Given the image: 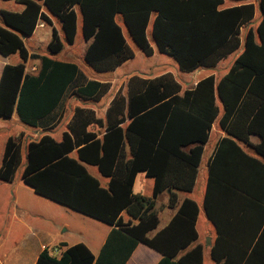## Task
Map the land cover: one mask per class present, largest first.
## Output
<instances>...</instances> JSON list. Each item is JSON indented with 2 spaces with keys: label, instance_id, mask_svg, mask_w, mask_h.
<instances>
[{
  "label": "trees",
  "instance_id": "1",
  "mask_svg": "<svg viewBox=\"0 0 264 264\" xmlns=\"http://www.w3.org/2000/svg\"><path fill=\"white\" fill-rule=\"evenodd\" d=\"M16 1L25 5L22 12L0 13V54H19L22 62L2 71L0 117L17 115L31 127L46 120L52 124V115L70 94L98 101L110 89L109 83L89 80L77 64L53 57L65 43L75 44L80 19L88 43L85 60L99 73L135 57L123 26L148 57L154 54L153 43L186 73L215 68L237 54L221 79L211 75L185 91L170 74L132 78L128 95L117 94L108 109L101 136L88 129L103 127V120L92 110L77 108L61 141L45 135L29 144L24 184L113 227L97 257L79 244L57 257L46 249L36 264H127L140 243L163 255L158 264H203V246L189 249L198 240L197 203L185 199L171 224L149 238L159 224L155 201L137 196L134 185L145 172L155 179L154 198L167 188L192 192L215 123L226 135L209 162L204 202L218 230L212 257L217 264H264V0H258L261 20L256 28L250 26L256 14L250 0H232L240 2L233 6L225 0ZM49 15L61 24V32L53 27L52 56L30 55L23 37L32 36L41 20L53 26ZM30 58L41 62L35 75L26 72ZM252 136L259 138L253 147L260 157L241 146ZM21 162V138L10 137L0 179L13 182ZM88 166L108 178V185ZM176 202L174 194L170 205ZM124 212L138 222L125 223Z\"/></svg>",
  "mask_w": 264,
  "mask_h": 264
},
{
  "label": "crops",
  "instance_id": "2",
  "mask_svg": "<svg viewBox=\"0 0 264 264\" xmlns=\"http://www.w3.org/2000/svg\"><path fill=\"white\" fill-rule=\"evenodd\" d=\"M233 4L234 3H232V6ZM24 8L25 5L19 1L0 0V13L4 10L11 12H22ZM49 17L53 21V26L41 20L32 36L23 37L26 47L27 41L31 40L32 42L33 47L31 49L27 47L30 55H48L42 54L40 51H42L41 49H43V51H49L48 47L52 39L53 27L61 32V24L59 20L50 15ZM79 22L81 27V19ZM0 25H4L1 15ZM84 42L85 59L88 43L86 40ZM68 45L72 47L74 44ZM129 45L134 50L132 44L129 43ZM153 48L154 54L150 57L155 55L156 50L155 47ZM17 55L18 54L4 56L0 54V78L5 65H17L22 62L21 57L20 61H13V57L16 58L15 56ZM145 56L147 55L145 54ZM135 57L119 66L116 70L105 73H99L95 71L85 60L89 72L93 75H96L97 78H92V76L77 63L75 58L67 60L60 59L61 61L77 64L89 80L109 83L110 89L107 94L98 101L84 100L72 94H70L72 97L68 95L63 101L62 106L56 110L54 115H52L51 118H54V122L52 124H50V122L48 123L46 120L38 127H31L24 124L17 115H14L11 119L0 117V134H3L2 139H0V150H2L0 153V167L2 164L7 140L10 137L21 138L22 143V162L19 167V169L22 168V170L19 172V174H17V171L13 182H4L0 179V185L4 183L10 185L11 192L9 195L13 201V207L8 209H0V264H36L40 254L46 249L49 250L52 256L57 257L60 256L62 251L65 249L79 244L86 245L92 254L97 257L106 243L109 234L113 230L111 225L86 216L48 198L42 197L36 194L33 189L24 184L22 172L27 164L28 146L31 142L39 141L45 135H49L55 140L61 141L63 134L69 131V124L72 121L77 108L92 110L95 112L98 118L103 120V127H99L98 125L94 124L88 129L91 132H95L99 136L103 135L107 126L106 118L108 109L111 107L112 102L114 101L117 94H121L125 97L128 95L129 82L134 77L141 79H153L170 74L182 86V91H185L188 89H193L201 80L207 78L208 76L214 75L216 79H221L231 67L230 66L229 69L222 75H219L218 72L223 61L220 62L215 68L200 67L190 73L182 72L180 70L182 73L187 74L180 76V78L175 76L177 75V72L173 70L171 66H166L168 65V62H163L160 64L156 63L146 68L142 67L139 70L128 72V70L125 68H127L128 64L131 63ZM40 66V60L30 58L26 62V72L31 75H35L38 73ZM204 69H210L213 71H205L201 73ZM68 97L75 100V103H72L71 105L68 104L71 115H66L68 111L66 106ZM225 135L226 133L220 129L218 123H215L210 134V139L205 145L196 186L192 192L185 193L172 188H167L156 198H154L155 179L147 176L145 172H140L137 175L134 185V193L137 196L155 201L154 211L157 213L159 224L156 229L148 233L149 238H154L159 232L171 224L185 199L188 198L197 203L199 207V215L196 222L198 240L189 249L195 247L196 245L203 246V264H205L207 257L212 260V264H217L212 257V248L216 243L218 230L216 225L208 217L204 202L209 179V162L214 155L219 141ZM258 143L259 138L252 136L249 144H241V146L251 156L260 157L258 154H256L253 147ZM189 149L190 147L186 148L185 150L189 151ZM90 167L93 166H88L90 173L99 179L103 186H107L109 179L102 176L96 167L95 168L99 174L92 172ZM99 175L106 180L102 181ZM23 190H29L27 191V197H25ZM174 194L177 197V202L175 206H171L170 198ZM123 219L125 223H129L130 221L133 223L138 222L127 212L123 213ZM208 222L211 225H207ZM201 224L206 226V228L204 227L203 232L200 231ZM55 251L58 253H55ZM186 251L181 252L180 255H183ZM162 258L163 255L160 252L144 243H140L128 260L127 264H158Z\"/></svg>",
  "mask_w": 264,
  "mask_h": 264
},
{
  "label": "rangeland",
  "instance_id": "3",
  "mask_svg": "<svg viewBox=\"0 0 264 264\" xmlns=\"http://www.w3.org/2000/svg\"><path fill=\"white\" fill-rule=\"evenodd\" d=\"M250 1H253L255 3V5H256L255 18H254V21L251 23L250 26L256 28L258 23L261 20L260 6H259V3H258V0H250ZM232 3H234L233 5H237L240 2L232 1V0H225V5L226 6H232ZM123 28H124V32H125L126 38L129 41V43L132 44V46L134 48V51H135V54H136L135 59L131 63L128 64L127 68H125V69L128 70V72L129 71L139 70L142 67L146 68V67L154 65L156 63L160 64V63H163V62H168V65H166V66L167 67L171 66V68L177 72V75H175L177 78H180V76H183V75H187V74H184V73H182L180 71L177 62L172 57L164 55V54H161L157 50V47L155 46V44H153V43H152V45H153V47H155V50H156L155 55L153 57L145 56V54L134 44V42L131 39V37L129 36L126 28L124 26H123ZM246 29L247 28H244L242 30V37H244ZM149 35H150V38H151V30H149ZM84 41L85 40L83 39L82 32H81V27H80L79 31H78V36H77L75 44L71 47L67 43H65V48H64L63 52L58 54V55H53V57L58 59V60H60V59L61 60H67V59L75 58L77 63L79 65H81L82 68L85 71H87L92 76V78H95V77L97 78L96 75H93L92 73L89 72V69L86 66V62H85V59H84V51H85V44H84L85 42ZM27 47L30 48V49L33 47L31 40L27 41ZM41 50L42 51H40V52L42 54L51 55L49 51H47V50L43 51V49H41ZM236 56H237V54L232 55L228 59L224 60L221 63V68H220V70L218 72L219 75L224 74L229 69V67L232 65L234 59L236 58ZM15 57L16 58L13 57V61L14 60H17V61L21 60L19 54L17 56H15ZM205 71L207 72V71H213V70L204 69V70H202L201 73H203ZM70 97H72V96H70ZM70 97L67 98V102H66V106H67V110H68L66 115H71L70 107H69L68 104L71 105L72 103H75V100L73 98H70ZM2 136H3V134L1 133L0 134V139H2ZM1 152H2V150H0V153ZM90 168H91L92 172L98 173V171H97V169L95 167H90ZM21 170H22V168H20L18 170L17 174H19V172ZM101 180L104 181L106 179L101 177ZM26 189H28V188H26ZM27 191H29V190H23V193H24L25 197H27ZM10 192H11V189H10V185L9 184L4 183V184L0 185V198H1L0 199V209H8V208L13 207V201L10 198L11 196L9 195ZM32 205H34V204H32ZM207 225H211V224L208 222ZM204 227L206 228V226H203L202 224L200 225V231L201 232H203ZM205 264H212V260L209 257H207Z\"/></svg>",
  "mask_w": 264,
  "mask_h": 264
},
{
  "label": "built area",
  "instance_id": "4",
  "mask_svg": "<svg viewBox=\"0 0 264 264\" xmlns=\"http://www.w3.org/2000/svg\"><path fill=\"white\" fill-rule=\"evenodd\" d=\"M55 253H58L57 251H55Z\"/></svg>",
  "mask_w": 264,
  "mask_h": 264
},
{
  "label": "water",
  "instance_id": "5",
  "mask_svg": "<svg viewBox=\"0 0 264 264\" xmlns=\"http://www.w3.org/2000/svg\"><path fill=\"white\" fill-rule=\"evenodd\" d=\"M25 37V36H24Z\"/></svg>",
  "mask_w": 264,
  "mask_h": 264
}]
</instances>
